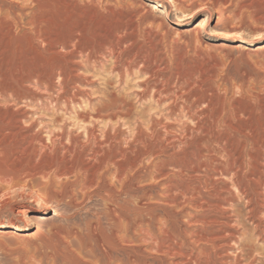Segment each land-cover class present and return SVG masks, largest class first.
Wrapping results in <instances>:
<instances>
[{
  "label": "rangeland",
  "instance_id": "1",
  "mask_svg": "<svg viewBox=\"0 0 264 264\" xmlns=\"http://www.w3.org/2000/svg\"><path fill=\"white\" fill-rule=\"evenodd\" d=\"M70 40L99 57L81 69L92 105L112 99L129 116L1 100L19 67L48 73ZM107 126L115 139L98 153L24 138ZM263 159L264 0H0V264H235V252L264 264L263 196L242 197L264 190ZM244 228L247 245H225Z\"/></svg>",
  "mask_w": 264,
  "mask_h": 264
},
{
  "label": "bare ground",
  "instance_id": "2",
  "mask_svg": "<svg viewBox=\"0 0 264 264\" xmlns=\"http://www.w3.org/2000/svg\"><path fill=\"white\" fill-rule=\"evenodd\" d=\"M60 46V49L55 48L52 54H54L53 60L49 63L48 73H46L45 69H39V67H36L34 65L31 66H25V67H19L21 68V73H19L18 80L14 83H11V87L5 94L3 95L2 99L4 102H8L10 105H16L19 101L24 102L26 105H32L36 104L38 101L41 105H39L41 108H45V105H50L54 108H58L61 105H63L64 108L73 107L74 105H80V103L83 105L82 102H86V105H88V109L83 107L79 112H75L78 117H80L82 120L85 119H92L97 117H102V110H107L108 117L111 116H119V115H130V107L129 109L125 107V105L122 104H115V100L112 99H102L97 100V104L92 105L93 100L89 98L88 92L83 91L81 89V85L89 86L93 82L91 81V76H85L81 69H86L89 65L92 66L91 68H95L98 63V58L95 56L93 51L89 48H82L78 47L77 43H74L70 41L65 42ZM106 47V46H105ZM104 47V48H105ZM107 51V50H106ZM113 51V50H112ZM116 55V54H115ZM114 55V56H115ZM102 57V55H101ZM98 59V60H97ZM113 61V60H112ZM115 61V60H114ZM93 64V65H92ZM16 65V64H15ZM101 65V64H99ZM16 67V66H15ZM16 67L15 70L18 68ZM90 68V69H91ZM18 70V69H17ZM89 70V69H88ZM17 72V71H15ZM20 72V71H19ZM119 72V71H118ZM117 72V73H118ZM95 77V76H94ZM15 81V79H14ZM8 86V85H6ZM82 88H88V87H82ZM43 89L45 94L40 99H35L32 95L33 90H41ZM6 90V89H5ZM86 90V89H85ZM87 91V90H86ZM3 92V91H2ZM34 92V91H33ZM154 93V92H153ZM42 95V94H41ZM174 97V96H173ZM43 104V105H42ZM130 104V103H129ZM159 104V103H158ZM127 105V104H126ZM7 106V105H6ZM21 106V105H20ZM24 107V106H23ZM29 107V106H28ZM14 109V108H13ZM45 111V110H44ZM104 114V113H103ZM28 115V114H27ZM23 114H12V116L9 118V121L12 123L19 125L23 122L24 119ZM103 118V117H102ZM101 118V119H102ZM107 119V118H106ZM112 119V118H111ZM118 119V118H117ZM143 119V118H142ZM93 120V119H92ZM95 120V119H94ZM110 120V118H109ZM36 121V120H35ZM52 121V120H51ZM63 121V120H62ZM106 121V120H105ZM133 121V120H132ZM10 122V124H11ZM81 122V121H80ZM94 122V121H93ZM151 122V121H150ZM30 123V122H29ZM60 123V122H59ZM86 123V122H85ZM110 123V122H109ZM2 124V123H1ZM7 124V122H6ZM83 124V123H82ZM160 122H155L153 125L151 123V128L154 132L159 133V130L156 129L159 126ZM15 125V126H16ZM108 125V124H107ZM142 125V124H141ZM140 125V126H141ZM8 126V125H7ZM14 126V125H13ZM97 126V125H96ZM164 126V125H163ZM12 127V126H11ZM39 127V126H38ZM85 127V126H84ZM131 127V126H130ZM137 127V126H136ZM15 128V127H14ZM13 128V129H14ZM62 128V127H61ZM82 128V127H81ZM104 128V127H103ZM135 128V127H134ZM133 128V129H134ZM141 128V127H140ZM144 129V128H143ZM141 129L139 131L142 132ZM12 130V128L10 129ZM16 130V131H15ZM43 130V129H42ZM145 130V129H144ZM111 127L107 126L105 128V131L102 132V135H99L97 132H95L93 129H87L85 131V134L79 135V138L81 140H76L75 138H72L70 133L66 134L64 129L62 128L60 131L53 130H47L48 133L47 141H45V138H41L38 136V132H35L34 134L27 133L24 138L26 137H33L34 141H36L40 147V149H50L55 151H62L65 153L67 152H85V150L88 148L89 151L93 153H98L100 149H102L101 143L105 144L107 143L110 145L114 139H115V131H112ZM134 131V130H132ZM138 131V129H137ZM6 132V131H5ZM19 127L15 128L13 130V133L19 134ZM30 132V131H29ZM151 132V131H150ZM11 132V134H13ZM81 133V132H80ZM144 133V132H143ZM152 133V132H151ZM167 133V132H166ZM76 134V133H75ZM142 134V133H141ZM161 134V133H160ZM139 135V134H138ZM99 136L103 137V141L100 140L99 143ZM15 137V136H14ZM135 138V137H134ZM151 138V137H150ZM20 139V138H19ZM161 139V138H160ZM159 139V140H160ZM162 141V140H161ZM262 141V140H261ZM26 143V142H25ZM116 143V142H114ZM250 143V142H249ZM106 145V144H105ZM112 145V144H111ZM38 147V148H39ZM107 147V146H106ZM114 147V146H113ZM261 147V146H260ZM104 148V147H103ZM109 148V147H108ZM110 149V148H109ZM261 149V148H260ZM104 151V150H103ZM225 151V150H224ZM41 152V151H40ZM110 152V151H109ZM150 152V151H149ZM223 152V151H222ZM68 153V154H69ZM58 154V153H57ZM157 154V153H156ZM55 155V154H54ZM75 155V154H74ZM73 155V156H74ZM96 155V154H95ZM71 156V155H70ZM92 156V154H91ZM98 156V155H96ZM58 157V156H57ZM67 157V156H66ZM69 157V156H68ZM89 157V156H88ZM264 160V159H263ZM246 160H244L245 162ZM262 162V161H261ZM253 163V162H252ZM239 171H237L238 173ZM236 173V174H237ZM234 175V174H233ZM207 176V175H206ZM218 176V175H217ZM256 178V177H255ZM209 180V179H208ZM213 180V179H212ZM256 180V179H255ZM234 182V181H233ZM257 185L262 187L261 185L264 183V175L258 177V180L256 181ZM241 184V183H240ZM235 186V185H234ZM211 188V187H210ZM263 188V187H262ZM241 192V191H240ZM212 194V193H211ZM242 197L247 199L245 203L250 204L254 200H256L257 196H263L262 200L264 201V190L263 191H256L253 194H246V192H242ZM256 195V196H255ZM235 198V197H234ZM259 199V197H258ZM237 200V199H236ZM258 202V201H257ZM205 203V202H204ZM243 203V202H242ZM261 203V202H260ZM264 204V203H263ZM258 206H263L261 204H258ZM218 208V207H217ZM254 209V207H253ZM256 209V208H255ZM36 209L32 206L27 207L23 213H22V222H27L31 218V213L34 212ZM252 210V209H251ZM248 211V210H247ZM253 214V213H252ZM253 216V215H252ZM256 217V216H255ZM220 221V220H219ZM254 222V221H253ZM249 223V222H248ZM253 224V223H252ZM261 222L258 221L256 218V221L254 222L252 229V236L253 238H256L259 240L261 229ZM232 225V224H231ZM234 225V224H233ZM2 224H0V227ZM19 224L16 225H8L7 228H17ZM238 226V225H237ZM241 227V225H240ZM227 232V230H226ZM229 233L225 234L228 243L225 244L229 248H234V246L242 247L244 245H247L243 242V236L247 233L245 228L242 232L238 233L237 230L235 231H228ZM220 234V233H219ZM218 234V236H219ZM224 234V233H223ZM221 235V234H220ZM207 236V235H206ZM225 237V236H224ZM221 238V237H220ZM223 238V237H222ZM216 239V238H215ZM219 239V238H218ZM225 241V240H223ZM227 242V241H226ZM196 243V242H195ZM223 243V242H222ZM221 244V243H220ZM224 245V244H223ZM222 246V245H220ZM250 246V244H249ZM253 246V245H252ZM197 247V246H196ZM246 247V246H245ZM244 247V248H245ZM243 248V249H244ZM260 248V247H259ZM217 249V248H216ZM228 250V249H227ZM239 250V249H238ZM257 251V250H256ZM201 253V252H200ZM226 253V252H225ZM236 253V252H235ZM234 253L233 262L235 264L240 263L239 258L241 256H237V254ZM224 254V253H223ZM191 255V254H190ZM225 255V254H224ZM264 255V254H263ZM232 258V257H231ZM252 259V257H250ZM241 259V258H240ZM223 262V261H222ZM232 262V263H233ZM219 264V263H217ZM224 264V263H223ZM229 264V263H228ZM241 264V263H240ZM248 264V263H247ZM252 264V263H251Z\"/></svg>",
  "mask_w": 264,
  "mask_h": 264
}]
</instances>
